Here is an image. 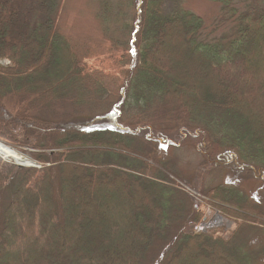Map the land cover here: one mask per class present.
Instances as JSON below:
<instances>
[{
  "label": "trees",
  "instance_id": "1",
  "mask_svg": "<svg viewBox=\"0 0 264 264\" xmlns=\"http://www.w3.org/2000/svg\"><path fill=\"white\" fill-rule=\"evenodd\" d=\"M126 1L130 7L136 0ZM208 1L235 19L229 35L204 40L205 20L183 8L182 0H173L171 11L165 10L167 0L143 1L132 33L138 63L121 105L123 112L140 114L134 132L118 119L119 109L110 120L119 121L117 127L102 126L100 116L57 124L43 117L49 104L68 98L74 112L93 109L98 105L91 103L105 91L59 33L64 0H0V136L37 147L35 158L44 165L20 170L0 163V193L6 187L11 191L0 214V264H146L161 242V264H217L223 255L234 259L230 264L264 259V250L248 240L249 231L255 233L264 223L245 211L259 208L236 189H213L225 214L245 217L228 238L187 232L200 214L195 215L198 205L192 208L188 195L168 179L169 166L158 146L170 144L161 140L157 145L139 134L141 127L155 131L163 126L160 132L167 137L175 128H191L195 133L183 135V142L195 144L203 166L264 182V6L256 2L236 15L231 0ZM122 9L121 3L103 0V11L114 10L116 22L123 21ZM127 30L132 32L128 23ZM179 44L182 53L191 54L196 73L163 58L161 51ZM243 55L248 57L243 60ZM125 56L122 50L118 64ZM3 60L11 64L2 65ZM180 79L193 84L197 94L208 87L209 95L202 99L181 90ZM127 168L133 176L120 171ZM104 186H110L109 192L101 191ZM160 191L170 194L165 213L157 203ZM86 195L94 197L89 209ZM96 227L95 243L86 240L85 231L92 236Z\"/></svg>",
  "mask_w": 264,
  "mask_h": 264
},
{
  "label": "rangeland",
  "instance_id": "2",
  "mask_svg": "<svg viewBox=\"0 0 264 264\" xmlns=\"http://www.w3.org/2000/svg\"><path fill=\"white\" fill-rule=\"evenodd\" d=\"M143 1L144 0H136L134 5L129 7L126 0H110L113 6H117L118 3H121L123 8L120 10V17L123 21L116 22L114 19L117 13L114 10L108 15H106L103 11V0H64L62 6L63 8L58 19L59 33L70 42L78 57L88 64L94 73L92 79L97 77L96 79L103 87L105 94L101 100L93 101L91 103V105L98 106L93 109L87 108L79 112H74L71 109L70 104L67 102L69 98L62 103H54L52 105L49 104V110L41 114L43 117L53 120V122L57 124L58 121H67V118L70 117L74 119H90L92 117L96 118L100 116L102 118L99 122H101L102 126L114 125L117 127L121 123H129L130 125L128 127H130V129L134 132L136 128L140 127L136 126V123L142 122L139 118L140 114L135 110L130 111L129 113L123 112L124 109L121 105L124 104V88L126 90L128 81L134 71L133 68L138 63L137 49L132 46V41L134 40L133 38H135L132 33L138 24L137 22L140 15L139 11L143 5ZM167 1L165 10L171 11L174 6V2L173 0ZM231 1L233 2V7L237 12L236 15L244 12L243 10L256 2L264 6V0ZM181 6H184L183 8L196 13L205 20V29L201 35L204 40H216L229 35L235 26V19L230 14L226 15L221 6L217 3H213L208 0H182ZM126 22L132 29L131 33L129 30L124 32V26L127 24ZM133 45L136 47V42H134ZM167 47L168 50L161 51V54L164 55V59L171 58L173 62H179L184 65L186 72H191V75L196 73V69L192 67V57H190L191 54L182 53V47L180 44L173 47ZM122 50H124V53L126 54L125 61L118 64V61L122 56ZM246 57L248 56H241L243 60ZM1 62L2 65L5 66L11 64L6 60ZM95 70H98V72H95ZM208 75L211 77L210 73H208ZM180 81L184 83L183 85L186 84L184 82L185 80L180 79ZM183 85H178L177 87L181 90H187L195 97L200 94L202 99H204L209 95L207 90L208 87H203L197 94L193 91L194 86L190 82L186 84L188 85V88ZM117 109L122 110L120 113L118 112V119L121 123L118 121L117 124H113L110 121L113 118L111 112ZM144 119L150 121L147 117ZM85 125L86 124L78 126L83 127ZM163 125L165 126L164 128L172 129L169 124ZM141 128L142 130H139V134L142 135L146 141L151 140L158 145V143L162 140L161 143L170 144V146H167L168 148L158 146L161 156L160 159L168 163L169 166V169L166 171L168 179L174 181L177 185L176 187L188 195L192 208L194 205H198L195 215L197 216L200 214L199 220L195 224L190 225L191 227L187 229V232L190 231L194 234L206 233L217 237L228 238L238 223H242V220L245 217H236L234 219L225 214L224 209H220V207H223L224 205L222 202L218 201L217 198H215L213 192V189L219 186L225 189H236L240 194L244 195V197H247L251 201L252 205H256L259 209L254 211H245L256 214L264 223V182H259L260 180H257L254 177H242L237 175L234 171H226L224 169L215 168L209 164V166L205 164L203 166L205 159L198 151L195 144L193 142H183V135L186 138L195 133V131H192L191 128H180L177 131H175V128L172 133L168 134V137L164 132H160V129L163 128V126L154 127L155 131L150 127V129ZM0 140L14 147L19 154H25V156L32 159L37 163L36 165L38 168L21 167L16 165L15 162H7L6 160L0 158V163L2 165H13L20 170H40L44 168V165L38 163L35 158V154L39 152L37 147H35L37 148L35 149L32 146L27 147L19 145L18 142L12 143V141L1 136ZM19 141H22V139ZM46 151L49 154L58 152L55 150ZM73 165L78 166V163L75 161ZM47 166L51 165L46 164V167ZM120 171L133 176L132 170L129 168L123 170L120 169ZM101 176H103V174ZM143 177L148 180L152 179L153 181L161 183V181L156 180L147 174ZM140 184L145 186L144 182H140ZM130 185H133V183ZM109 187L110 186H106L105 188L104 186L100 189L106 193L107 191L109 192ZM79 189L82 191L81 188ZM146 190L148 191V188ZM10 193V188L7 187L2 193H0V214L3 212L9 201ZM169 195V192L165 191H160L158 195L159 198L157 203L162 210L164 207L171 206ZM86 197L89 198H85L86 201H84V203L88 205L87 207L89 209L94 197L91 195H86ZM227 208L231 211L233 210L231 207ZM163 212L165 213V210H163ZM217 217H220L222 221L219 224H214ZM258 227L259 230L254 231L255 233H251V231H249L250 234L248 236V240L253 242V245H251L254 246L257 251H262L264 250V225L259 224ZM97 228L98 227L91 232L92 236L89 231H85L86 235L84 236H86V240L90 239L93 243H95L94 238L97 235ZM18 230L19 228L17 226V228H14L12 233H18ZM163 245L164 243L161 242L162 247L160 246L156 248L150 254L146 264H161L163 260V253L160 257H158V252L163 249ZM232 260L235 262L233 258L223 255L222 259L217 261V264H230ZM206 264H209V262H206ZM259 264H264V259H261Z\"/></svg>",
  "mask_w": 264,
  "mask_h": 264
},
{
  "label": "bare ground",
  "instance_id": "3",
  "mask_svg": "<svg viewBox=\"0 0 264 264\" xmlns=\"http://www.w3.org/2000/svg\"><path fill=\"white\" fill-rule=\"evenodd\" d=\"M0 153L8 158H15L16 165L28 166V161L23 155L15 154L11 148H7L5 144L0 143Z\"/></svg>",
  "mask_w": 264,
  "mask_h": 264
},
{
  "label": "built area",
  "instance_id": "4",
  "mask_svg": "<svg viewBox=\"0 0 264 264\" xmlns=\"http://www.w3.org/2000/svg\"><path fill=\"white\" fill-rule=\"evenodd\" d=\"M0 143L5 144L7 146V148H11L15 154H19V152L14 147L10 146L9 144L5 143L4 141L0 140ZM27 151L30 152L29 150H27ZM19 155H23L26 158V160L28 161V166H26V167L38 168L37 165H36L37 163L34 162L32 159L28 158L27 156H25V154H21L20 153ZM0 158L3 159V160H6L7 162H10V161L15 162V158H8V157L4 156L1 153H0ZM6 158L9 159V160H7ZM21 167H24V166H21ZM221 221H222V219L220 217H217L215 219V223L214 224H219V223H221Z\"/></svg>",
  "mask_w": 264,
  "mask_h": 264
}]
</instances>
